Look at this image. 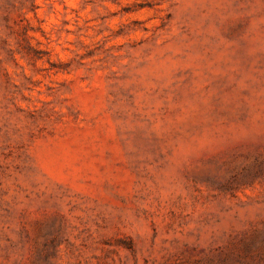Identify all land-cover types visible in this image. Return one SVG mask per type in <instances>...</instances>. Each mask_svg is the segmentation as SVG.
Here are the masks:
<instances>
[{
	"label": "rangeland",
	"instance_id": "1",
	"mask_svg": "<svg viewBox=\"0 0 264 264\" xmlns=\"http://www.w3.org/2000/svg\"><path fill=\"white\" fill-rule=\"evenodd\" d=\"M0 264H264V0H0Z\"/></svg>",
	"mask_w": 264,
	"mask_h": 264
}]
</instances>
